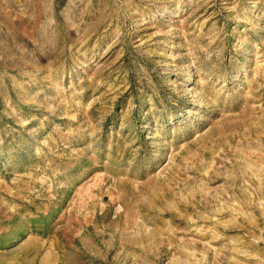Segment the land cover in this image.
<instances>
[{"label":"rangeland","instance_id":"374dc122","mask_svg":"<svg viewBox=\"0 0 264 264\" xmlns=\"http://www.w3.org/2000/svg\"><path fill=\"white\" fill-rule=\"evenodd\" d=\"M0 264H264V0H0Z\"/></svg>","mask_w":264,"mask_h":264}]
</instances>
